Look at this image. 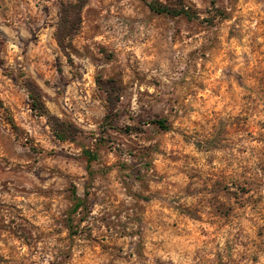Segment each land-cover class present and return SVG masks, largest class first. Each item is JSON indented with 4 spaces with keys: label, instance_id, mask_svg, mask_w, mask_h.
Wrapping results in <instances>:
<instances>
[{
    "label": "rangeland",
    "instance_id": "1",
    "mask_svg": "<svg viewBox=\"0 0 264 264\" xmlns=\"http://www.w3.org/2000/svg\"><path fill=\"white\" fill-rule=\"evenodd\" d=\"M0 264H264V0H0Z\"/></svg>",
    "mask_w": 264,
    "mask_h": 264
},
{
    "label": "trees",
    "instance_id": "2",
    "mask_svg": "<svg viewBox=\"0 0 264 264\" xmlns=\"http://www.w3.org/2000/svg\"><path fill=\"white\" fill-rule=\"evenodd\" d=\"M87 1L88 0H79V2H81L82 5L86 4ZM150 7H151V9H153L157 12H160V13H168V14H181V13H183L189 17L194 16V14H193V12H191V10L185 9V8H183L180 11V10H175L173 8H170L169 6H166V5L156 4L154 2L150 4ZM39 105H40L39 101L37 99H34L33 109H38ZM42 113H45V110H42ZM154 122L164 130L170 129V125L166 119L159 118V119L154 120ZM81 205H82V202L78 201L74 206V211H76Z\"/></svg>",
    "mask_w": 264,
    "mask_h": 264
}]
</instances>
